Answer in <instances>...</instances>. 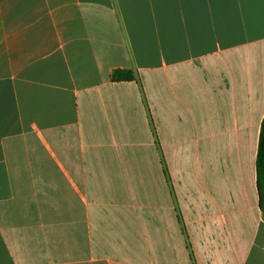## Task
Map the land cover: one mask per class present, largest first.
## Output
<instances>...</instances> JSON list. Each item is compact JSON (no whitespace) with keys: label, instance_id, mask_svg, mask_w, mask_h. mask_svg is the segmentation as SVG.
<instances>
[{"label":"crops","instance_id":"1","mask_svg":"<svg viewBox=\"0 0 264 264\" xmlns=\"http://www.w3.org/2000/svg\"><path fill=\"white\" fill-rule=\"evenodd\" d=\"M262 120L264 0H0V264H264Z\"/></svg>","mask_w":264,"mask_h":264},{"label":"trees","instance_id":"2","mask_svg":"<svg viewBox=\"0 0 264 264\" xmlns=\"http://www.w3.org/2000/svg\"><path fill=\"white\" fill-rule=\"evenodd\" d=\"M109 78L113 82L131 81L134 79V74L132 71L126 69H113L110 71ZM260 123L261 126L258 137V145L256 148L255 175L258 205L262 213H264V120Z\"/></svg>","mask_w":264,"mask_h":264}]
</instances>
